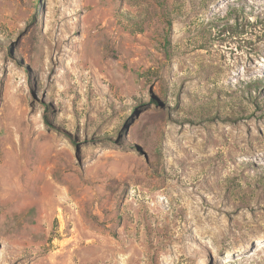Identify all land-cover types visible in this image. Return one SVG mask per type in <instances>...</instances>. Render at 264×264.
Here are the masks:
<instances>
[{"label":"rangeland","instance_id":"1","mask_svg":"<svg viewBox=\"0 0 264 264\" xmlns=\"http://www.w3.org/2000/svg\"><path fill=\"white\" fill-rule=\"evenodd\" d=\"M0 264H264V0H0Z\"/></svg>","mask_w":264,"mask_h":264},{"label":"trees","instance_id":"2","mask_svg":"<svg viewBox=\"0 0 264 264\" xmlns=\"http://www.w3.org/2000/svg\"><path fill=\"white\" fill-rule=\"evenodd\" d=\"M256 83H259L258 81H256Z\"/></svg>","mask_w":264,"mask_h":264}]
</instances>
